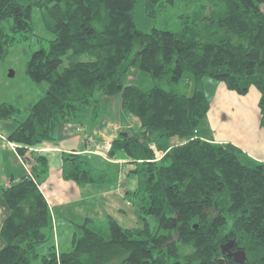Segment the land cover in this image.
<instances>
[{
	"label": "trees",
	"instance_id": "1",
	"mask_svg": "<svg viewBox=\"0 0 264 264\" xmlns=\"http://www.w3.org/2000/svg\"><path fill=\"white\" fill-rule=\"evenodd\" d=\"M174 5L192 7L177 30L147 26ZM34 7L53 39L26 65L30 80L45 84L44 96L22 120L19 108L0 103V120L15 124L6 140L25 166L19 181L1 192L7 214L0 264H30L52 235L39 190L47 161L29 148L53 140L56 128L79 122L88 108L95 120L100 97L117 96L139 128L113 139L108 156L121 154L134 165L137 226L109 218L103 230L86 219L74 226L72 248L57 253L51 244L42 263L264 264V163L197 135L209 110L203 79L241 96L254 88L264 128V0H0V60L14 41L32 35ZM138 18L145 30L137 28ZM136 71L169 87L187 73L193 89L188 95L159 85L145 91L126 82ZM61 159L66 180L106 179L81 154ZM147 216L155 218L154 229ZM229 242L230 251H244L243 263L222 253Z\"/></svg>",
	"mask_w": 264,
	"mask_h": 264
},
{
	"label": "crops",
	"instance_id": "2",
	"mask_svg": "<svg viewBox=\"0 0 264 264\" xmlns=\"http://www.w3.org/2000/svg\"><path fill=\"white\" fill-rule=\"evenodd\" d=\"M212 86L215 88L214 94L218 91L221 96L214 95V98L208 99L209 110L204 119L208 128L202 134L197 132V135L205 141L231 143L253 160L264 163V128L260 126L258 92L251 88L246 95L241 96L228 90L223 83L208 84V88ZM203 87L207 89L204 81ZM224 114L228 118L224 117ZM92 117V111L88 108L79 122L63 124L56 128L53 140L29 148V151L44 156L47 161V169L39 190L50 211L52 231L55 235L52 242L58 249L61 240L70 243L73 241L75 224H80L86 219L92 220L94 225L103 230L107 227L109 218L124 228L137 226V208L124 201L126 191L121 189L124 179L121 165L127 166L130 173L134 165L121 154L110 158L108 150L111 141L120 132H125L124 129H134L133 133L126 132L129 135L134 134L139 128V121L122 109L118 96L100 97L97 118L93 120ZM14 127L13 121L0 120V229L7 214L1 196L2 189L18 182L25 172V166L15 146L6 140V136ZM70 153L85 156L93 168L106 174V179L100 184H78L64 179L61 156ZM110 176L115 180L114 186H110ZM65 234L70 237L65 239ZM2 246L0 237V248ZM58 249H55L57 253L60 252Z\"/></svg>",
	"mask_w": 264,
	"mask_h": 264
},
{
	"label": "rangeland",
	"instance_id": "3",
	"mask_svg": "<svg viewBox=\"0 0 264 264\" xmlns=\"http://www.w3.org/2000/svg\"><path fill=\"white\" fill-rule=\"evenodd\" d=\"M192 7H185L184 5H174L173 7H167L165 11H161L155 21H151V24L147 25L148 27H165L171 30H177L180 26V22L182 18L180 15H184V13H189ZM264 9V7H263ZM140 20V21H139ZM137 28L141 30H145V26L143 24V18H138L137 20ZM11 21L6 20L3 22L4 29L9 32ZM53 39V35L48 33L43 25L41 20L40 11L38 8L34 7L32 9V35L28 36L25 40H17L14 41L9 47L7 51V55L3 60H0V103H9L14 105L16 108L21 110L20 120H22L28 113L29 108L32 106L34 102L39 100L44 96L45 92V84H37L34 83L28 77L26 73V65L29 61L32 53L41 48V46L47 50L49 41ZM64 65H61L60 69ZM129 81V84H133L141 88L142 90H149L154 85H159L160 87L166 90H175V92L179 94L188 95L191 93L193 89V79L192 77L184 73L178 83L174 87H169L165 83L164 80H152L150 76L146 73L136 71L131 76L126 79V82ZM204 85L206 83L207 89L205 90L208 99L214 98V86L208 88V84L216 81L203 79ZM221 83V82H220ZM255 91V90H254ZM235 93V92H234ZM237 94V93H236ZM221 93H216L215 97H220ZM250 97V96H249ZM112 98V97H111ZM224 117L227 115L224 114ZM128 127V126H127ZM208 126L204 121H202L198 126V132L202 134L207 130ZM263 128V127H262ZM125 132L135 131L124 129ZM124 132V131H123ZM121 133V132H120ZM131 136L133 134H130ZM176 139V138H175ZM172 144L177 143V140H172ZM16 149V147H15ZM16 153V152H15ZM117 169L119 168V164L117 162ZM121 174L122 176V191L124 194V201L130 202L131 206H136L135 200L137 199V176L128 171L127 166L121 165ZM115 180L110 176V186H114ZM147 221L151 229L156 227V220L152 216H147ZM54 234L52 231V235L50 241H48L42 248H39L37 251L36 257L30 258V264H43L42 258L46 256L49 252L48 247L54 243L53 238ZM62 236V235H61ZM65 239L70 235H64ZM226 245V244H225ZM57 247V248H56ZM69 248H72V242H68L66 240H61L60 247L55 245V249L60 252L65 251Z\"/></svg>",
	"mask_w": 264,
	"mask_h": 264
},
{
	"label": "water",
	"instance_id": "4",
	"mask_svg": "<svg viewBox=\"0 0 264 264\" xmlns=\"http://www.w3.org/2000/svg\"><path fill=\"white\" fill-rule=\"evenodd\" d=\"M231 242L222 246V253L231 256L236 263H243L246 259L245 253L243 250H236L234 252L230 251Z\"/></svg>",
	"mask_w": 264,
	"mask_h": 264
},
{
	"label": "built area",
	"instance_id": "5",
	"mask_svg": "<svg viewBox=\"0 0 264 264\" xmlns=\"http://www.w3.org/2000/svg\"><path fill=\"white\" fill-rule=\"evenodd\" d=\"M12 146H15V147H16V145H15V144H12Z\"/></svg>",
	"mask_w": 264,
	"mask_h": 264
}]
</instances>
